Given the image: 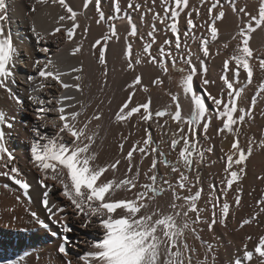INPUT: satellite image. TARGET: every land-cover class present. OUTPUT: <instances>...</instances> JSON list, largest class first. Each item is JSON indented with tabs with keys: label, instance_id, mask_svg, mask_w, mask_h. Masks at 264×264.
<instances>
[{
	"label": "snow or ice",
	"instance_id": "snow-or-ice-1",
	"mask_svg": "<svg viewBox=\"0 0 264 264\" xmlns=\"http://www.w3.org/2000/svg\"><path fill=\"white\" fill-rule=\"evenodd\" d=\"M109 3L111 10L106 13L102 0H82L79 8L68 0H34L29 28L36 50L44 56L28 54L32 72L20 80L18 66L23 60L11 30L13 0H0V92L19 108L25 100L29 103L33 123L27 125L31 133L28 164L37 178L35 183L27 178L9 146L18 121L4 108H0V177L18 186L26 200L28 222L60 239L57 251L63 264H264V233L246 234L241 247L222 258L214 228H227L234 209L241 207L247 162L254 149L264 150V131L260 139L244 133L245 127H251L258 101L264 103V78H260L250 105L245 104L254 74H264V56H257L250 46L253 34L264 31V0H257L254 11L239 0H199V7L191 6L190 0H127L126 7L122 0ZM50 6L61 11L54 27L41 30L32 17L39 8ZM202 8L206 10L203 17ZM227 9L237 19L231 36L236 43L222 61L219 91L213 93L210 89L216 81L208 78L207 62L230 47L228 42L213 50L220 34L218 22L226 17ZM90 10L95 11L98 26H107L91 44L102 68L98 97L109 87L106 51L110 41L121 39L117 22H123L125 70L135 71L144 62L155 65L176 85V91L166 93L167 104L154 107L151 95L135 101L138 90L148 92L138 74L125 85L128 94L115 111L113 98L108 97L99 99L88 113L93 99H85V89L91 84L84 83L83 62L65 67L47 44L61 34L72 45L69 55L80 54L89 32L80 17L91 19ZM130 13L138 14L139 25ZM141 26L147 31L142 32ZM136 41L141 42L138 51L134 50ZM152 83L162 86L164 80L158 76ZM104 107L112 125L132 130L127 135L117 133V157L101 162L97 144ZM136 133L142 135L133 139ZM217 138L222 170L206 183L204 169L210 166L215 150L212 141ZM226 141L227 149L223 147ZM162 144L168 146L167 151ZM257 179L264 180V176ZM33 191H38L35 199ZM57 194L66 203L54 199ZM253 208L238 222L239 229L264 216V190ZM69 209L81 220V227L95 230L90 239L72 240ZM70 244H83L85 250L71 257ZM4 264H23V258Z\"/></svg>",
	"mask_w": 264,
	"mask_h": 264
},
{
	"label": "bare ground",
	"instance_id": "bare-ground-1",
	"mask_svg": "<svg viewBox=\"0 0 264 264\" xmlns=\"http://www.w3.org/2000/svg\"><path fill=\"white\" fill-rule=\"evenodd\" d=\"M126 1L122 0V7L126 6ZM68 2H70V4L73 7L79 8L80 5H81L82 0H68ZM33 3H34V0H13L11 30H12L14 39L16 40L18 46L21 49V59L23 60V62L18 66V79H20V80H23L27 75L31 74V72H32V69L30 67V63L31 62L27 60V58H26L27 55L30 54L33 57H38V58H43V56H44L43 53H40L39 51L36 50L35 39L32 36V33L30 31V28H29L30 17H29L28 14L30 13L31 5ZM102 9L106 13L110 12L111 8H110L109 0H102ZM60 11L61 10L58 7H56V6H50V7H47V8H39V11L36 12L32 18L35 19L37 28H39L41 30H48V29L54 27L53 21L58 16ZM45 13H48V15H46ZM95 14L96 13H95L94 10H90V11L87 12V16L91 17V19H86L83 15L80 17L81 24H83L84 26L89 27V32H88L87 38L83 40V51L80 54H78L77 56L72 57V56L69 55V51H70L72 45L70 43L66 42L65 37L63 35H61V34H57L56 38H50L48 40V44H47V46L49 47L51 52L54 53L56 57H58V58H60L62 60V63L64 64L65 67H70V66H73V65H77L79 62L82 61L83 62V66H84V76H85L84 83L86 85L87 84H91V86H92V82L94 83L93 80H94L95 76L98 77L99 72H101V67L97 64L96 57L92 54L93 50L91 49V44L96 39L100 38V36L104 32H106V30H107V26L106 25H99L98 26L95 23ZM130 14L133 16L135 22L139 25L140 24L139 16H137L135 13H130ZM228 17L226 19L224 18V20H222L221 23H220V26L222 27V31H227L228 29L229 30L232 29V26H231V28H228L229 24L231 25V23L229 21H227V19L229 20V18H231V17H229V18ZM231 19H230V21H231ZM117 26H118V30H119L121 39L118 42L115 41V40L110 41L109 42V48L106 51V59H107L109 67H110L111 64L113 66L114 65L113 63H115V65H116L115 69L113 71V75L111 74L112 75L111 80H112V84H113V85L111 84L113 86V87L111 86V88L113 90V94H112L113 95V103H112V107L111 108H112L113 111H115L117 106L121 103V101H123V100H121V98L123 99L124 96L121 97V95L124 94V93L121 94V86L123 87V85H124L122 83L124 81L123 77L126 75L125 78H127L126 72L125 73L123 72L125 75L122 76V71L119 70V68H121V66L120 67L118 66V64L120 62V59H121V56H122V51L125 50V41L123 39L124 35L126 34V32H125V24L123 22H117ZM141 31L142 32L146 31L145 28L143 29V26H141ZM234 31L235 30H233V32ZM79 32H80V30H78V33ZM233 32H231V33H233ZM231 33L229 34V36L232 35ZM227 35H228V31H227ZM230 38H231V36H230ZM254 39H256V38H254ZM253 41H255V40H253ZM257 41H256V43H257ZM259 41L262 42V40H259ZM78 42H79V37H78ZM135 43H138V42H134V46L137 47ZM260 43L258 45H260ZM253 44H255V43H253ZM257 46L254 45L255 48ZM255 54H258V53H255ZM123 56H122V58H123L122 60H124ZM122 62L124 63V61H122ZM142 66H144V65H142ZM122 68L124 70L123 66H122ZM110 71H111V69H110ZM111 73H112V71H111ZM97 77H96V79H97ZM100 78H101V76L99 77V79ZM126 81H127V79H126ZM97 82L98 83H96V85L97 84L99 85V81H97ZM94 85L92 87H94ZM96 89H98V88H96ZM109 89H108V91H109ZM112 90H110V92ZM91 91H92L91 88L90 89H88V88L85 89V99H89V98L93 99L92 107H90L88 109V113L89 114H91V112L93 111V109L96 106V104H94V102L96 100L95 97H98L97 93L93 94ZM105 93H106V91H105ZM20 95L24 96L23 87H21V89H20ZM104 96L105 97L106 96H110V93H106V95H104ZM101 97L102 96H100L98 98H101ZM105 101H106V98H105ZM0 108H4V109L8 110L11 114H14L17 117L18 123L16 124V130H15V132L13 133V135H12V137L10 139V145L9 146L16 153V156H17L18 161H19V167L22 169V171L27 176V178L30 181H32L33 183H35L36 178H37V174L34 173L33 171H31V166L28 164V155H29V153H28V140L30 138L31 133H30V129L27 127V125L33 123V116H32V113H31V109H30L29 103L27 102V100H25L24 107L23 108H19L15 104H13L12 101L7 100L5 98V95L2 92H0ZM109 115L110 114L108 113V111H106V113L104 112V117H103V120L101 121L102 128L100 129V138L98 139V144H97V148H98V151H99V154H100L99 158H100L101 162L112 160V159L117 157V152H118V149H117L118 135H117V133L119 131H122V129L117 128V126L112 125L110 123ZM21 121H23L24 123H20ZM136 135H137V133L135 134V136ZM230 139L231 138H229V140ZM216 141H217V139H216ZM219 145H221V142H220ZM223 147L225 149H227L229 147V142L226 141L224 143ZM260 154H262V153H260ZM256 156H257V159H258V155H256ZM261 156H263V154ZM254 158H256V157H254ZM254 158H253V161H254ZM257 159L255 161H257ZM261 159L262 158H260V161H261ZM261 162L263 163V161H261ZM256 163H258V162H256ZM256 163H254V164L256 165ZM215 165H217V164H215ZM259 165H260V162H259ZM259 165H257V166H259ZM260 166L262 167V165H260ZM123 170H124L123 167H121V172H123ZM261 170H264L263 167H262ZM218 173H220V172H218ZM248 173L250 174V172H248ZM255 176H256L255 174L251 173L250 176H249V179L245 178L244 182H245L246 179H248V183H249V181H250V183L257 182L258 180H256ZM0 182H1V184L2 183L8 184L9 188H11L12 191H14L13 189H17V187H18L16 185H14L11 181H9L6 177H0ZM0 186L2 187V185H0ZM247 186H248V184H247ZM253 186H255V185H253ZM256 187H258V186L256 185ZM3 189H5V188H3ZM254 190H255V188H254ZM259 192L260 191H258V193ZM250 193H253V192H250ZM20 194H21V192H20ZM32 196H33L34 199L37 198L38 191H33L32 192ZM257 196L259 197V194ZM11 197H10V199H11ZM53 198L54 199H61L62 202L66 203L65 201L62 200V198L58 197V194L54 195ZM251 198H250V200H251ZM253 198H254V196H253ZM23 199L25 200L24 197H23ZM247 199H248V197H247ZM25 202H26V200H25ZM249 202H251V201H249ZM11 204H12V202H11ZM25 205L27 206V204L24 203V206ZM21 206H22L23 213H25V214L27 213L28 214V212L25 210L26 207L23 208V204ZM248 206H250V205H248ZM14 207H15V205H14ZM32 207L36 208L37 205L33 204ZM249 212H247V213H249ZM245 213H243V211L242 212L238 211L237 213H235L236 215L234 216V219L232 218L233 219L232 226H229L227 228H225V227L222 228L221 227V228H219V230L217 229V232H219V235L221 237V239L220 238L219 239L222 242H224V243H227V244L229 243L227 246H229V248H230L229 250H227L225 248L226 251L220 252V256L222 258H227V256L229 254L235 253L237 251V249H239L241 247L243 237L246 234H251L254 237H257V235L255 234L257 231L255 230L256 232L254 233L253 229H252L253 227L246 226L244 229H239L238 222L242 218H246ZM27 214H26V217H25L24 227H23V224H22V226L19 225V227L21 226L20 229H19V227H14V226L11 227L10 225L7 226L6 224L5 225H1V222H0V264H4V262L7 261V260H18V259H21V258H23V264H63V258L61 256V254H59L58 251H57V249H58L57 247L59 246V244L61 242L59 238L53 237L50 234H47V233L43 232L42 230H40L41 234H43L44 237L40 238V236L34 235V237L32 238V241L31 242H30V240L28 241V238H27L28 237V231L27 230L23 231L21 229V228H29V227L33 226V224L28 222L30 220V216L27 215ZM68 222H69V224L71 225V227L73 229V231L71 233H69V235L71 236L73 241H76L77 239H79V240L90 239L92 234L95 231L91 227H86V228L85 227H81V220L74 218V216L71 213L70 209L68 210ZM15 228L19 229V231H16ZM54 230H56L55 226H54ZM258 232H260V231H258ZM260 233H262V231ZM216 236L218 237L217 234H216ZM17 238H19V239L17 240ZM54 246H56V248H54ZM51 247L54 248L53 252L50 251ZM222 247H223V244H222ZM250 247H252L251 244H250ZM68 248H69V252H70V256L71 257H74L77 253L83 252L85 250V246L83 244H80L79 246H76L74 244H70V245H68ZM219 250H221V249H219ZM49 251L52 254L51 258L48 256L49 253H50ZM37 258L40 259V260L38 261Z\"/></svg>",
	"mask_w": 264,
	"mask_h": 264
},
{
	"label": "rangeland",
	"instance_id": "rangeland-1",
	"mask_svg": "<svg viewBox=\"0 0 264 264\" xmlns=\"http://www.w3.org/2000/svg\"><path fill=\"white\" fill-rule=\"evenodd\" d=\"M126 1V0H125ZM127 2V1H126ZM239 3L240 4H244V3H247L248 5H249V10L250 11H254L255 10V6H256V4H257V0H239ZM190 4H191V6H193V7H199V0H190ZM125 6V5H124ZM126 7V6H125ZM206 10L205 9H201V13H202V17H203V14H204V12H205ZM137 16H138V14L137 13H135ZM226 16L228 17H231V18H229V20L227 19V21H229L230 23H231V25L229 24V27L228 28H231V26H232V29H228L227 31H228V35H227V31H222V27L220 26V23H221V21H219L218 22V28H219V39H218V42H217V44H215V45H213V50H215V48L216 47H218L219 45H222L223 43H228V42H230V47H229V49L227 50V51H225L224 52V55L222 56L221 55V57L220 56H218V57H216L215 59H210V60H208V69H209V71H208V78L209 79H211V80H214V81H216V84L214 85V86H211V91L213 92V93H216V92H218L219 91V85H220V80H219V77H220V75H221V69H222V61H223V59L225 58V56L227 55V54H229L230 52H231V50H232V47H234V45H235V41H231V38H230V36H232L233 34H234V32L236 31V23H237V19H236V17L232 14V12L230 11V9H227L226 10ZM226 17V18H227ZM95 18H96V14H95ZM225 18V19H226ZM234 18V19H233ZM149 19H150V17H149ZM230 19H231V21H230ZM224 20V19H223ZM235 25H234V24ZM233 24V25H232ZM145 27H143V29H144ZM145 30L147 31V29L145 28ZM233 30H235L234 32H233ZM143 31V30H142ZM231 32H233V33H231ZM261 32V30H257V32H255L254 34H253V37H252V39H251V41H250V46L254 49V52L255 53H258V54H256L257 56H264V32L262 33H260ZM225 35H224V34ZM232 34V35H230L229 36V34ZM262 35V36H261ZM259 36V37H258ZM254 38H256V39H254ZM259 38V39H258ZM262 38V39H261ZM159 39L162 41L163 39H164V37H163V35H160L159 36ZM253 40H255V41H253ZM258 40V41H257ZM259 40H262V42L261 41H259ZM256 41H257V43H256ZM136 42H138V43H135L136 44V46L137 47H135L134 46V48L136 49H138V50H140V48H141V42H139V41H136ZM255 43V44H253V43ZM261 42V43H260ZM260 43V45H258ZM253 44V45H252ZM258 46H257V45ZM263 44V45H262ZM254 45L255 46H257L256 48L254 47ZM139 46V47H138ZM134 49V50H135ZM135 50V51H138V50ZM193 50L195 51L196 50V48H195V45H193ZM124 51L125 50H123L122 51V56L124 55ZM260 53H259V52ZM122 56H121V59H120V62H119V64H118V66L120 67L121 66V68H119V70L120 71H122V76H124L125 74V72H126V74H127V78H125L126 77V75L123 77V87L121 86V94L122 93H124V94H122L121 95V97L122 96H124L123 97V99L121 98V100H124L125 98H126V96H127V92L126 91H124V87H125V85L127 84V83H129V82H131V80L135 77V75H141V77H142V83H143V85H145V86H147L148 87V92L147 93H145V92H143L142 90H138L137 92H136V95H135V97H134V99H135V101H137V102H142V101H144L149 95H151V98H152V101H153V106L154 107H160V106H163V105H165V104H167L168 102H169V97L166 95V93H167V91L169 90V89H171L173 92L174 91H176V85H175V82L174 81H169V79L167 78V77H165V76H163V74L159 71V69L155 66V65H153V64H151V63H148V62H144L143 64H140V65H137L136 66V68H135V71H126L125 69H126V61H125V59L124 60H122L123 58H122ZM124 57V56H123ZM222 59V60H221ZM122 61H124V63L122 62ZM219 62V63H218ZM122 63V64H121ZM254 63H255V61H254ZM114 65L112 66V64L110 65V67H109V69H111V71H112V73H111V71H109V75L110 76H108V80L110 81L109 82V87L105 90L106 91V93H110V96H104V95H106V93L104 92V94L103 95H100V96H102L101 98H97V97H95L96 98V100H95V102H94V104H97L98 102H99V99H107V97H111L112 96V98H113V90H112V88H111V86L113 85L112 84V80H111V77H112V75H113V71H114V69H115V63H113ZM142 65H144V66H142ZM122 66L124 67V70H123V68H122ZM146 69H145V68ZM151 67V68H150ZM150 68V69H149ZM141 71V72H140ZM101 72H102V68H101ZM101 72H99V74L101 73ZM124 72V73H123ZM146 75H145V74ZM98 74V77L97 76H95V78H94V83L92 82V86L94 85V87H92L91 86V89H92V93L94 94V93H97V95H98V92H97V90L98 89H96V88H98L99 87V85L97 86L96 85V83H98L97 81H99L100 82V79H99V77H100V75ZM112 74V75H111ZM135 74V75H134ZM155 74V75H154ZM258 77H257V76ZM158 76H160L163 80H164V84L162 85V86H156V85H153V83H152V81L156 78V77H158ZM173 76L175 77V78H178V74H175V73H173ZM96 77H97V79H96ZM145 77V78H144ZM144 78V79H143ZM260 78H264V74H262V73H260L259 71H257L255 74H254V84L252 85V86H250L247 90H246V93H245V97H246V99H245V104L246 105H250V98H251V96L252 95H254V89H255V82L256 81H258ZM99 79V80H98ZM126 79H127V81H126ZM97 80V81H96ZM126 81V82H125ZM112 84V85H111ZM113 87V86H112ZM110 88V89H109ZM197 88H199V82H197ZM108 89H109V91H108ZM110 90H112L111 92H110ZM250 93V94H249ZM109 95V94H108ZM99 96V97H100ZM104 96V97H103ZM111 107H112V105H111ZM106 111H108V108L107 107H104V112L106 113ZM108 113H109V111H108ZM262 113H264V103H262V102H260V101H258V104H257V107L255 108V110H254V120L252 121V123H251V127L250 128H248V127H245L244 128V133H246L248 136H255L257 139H260L261 138V132L262 131H264V115H262ZM132 130V129H131ZM122 131L127 135V133L130 131V128H123L122 129ZM134 131V130H133ZM154 131V135H156L157 136V139H159V134H157V133H155V130H153ZM210 134H213V129L212 128H210ZM212 132V133H211ZM140 135H142V133H137V135L135 136H133V139H135V138H137V137H139ZM220 139H218L217 138V141H216V139H214L213 141H212V143H214L215 144V150H214V153L213 154H210V159H209V164H210V166H209V168L208 167H206L205 169H204V173H205V180H206V183H207V180L208 179H211L212 177H214V176H216V174H218V172H221V170H222V163H221V161H220V157L222 156V153H221V151H220V149H221V145H219L220 144ZM241 142L242 143H244L245 142V136L244 135H242L241 136ZM206 143V145H207V143L208 142H205ZM219 143V144H218ZM161 147L165 150V151H167L168 150V146L166 145V144H162L161 145ZM260 153H262L263 154V156H261L262 154H260ZM260 154V155H259ZM216 155V156H215ZM256 155H258V159H257V156ZM213 156V157H212ZM260 156V157H259ZM212 157V158H211ZM254 157H256V158H254ZM173 157L170 155L169 156V159H172ZM253 158H254V161L257 159V161H253ZM260 158H262L261 159V161H263V163L260 161ZM211 161H217L215 164H217V165H215V164H211ZM252 161V162H251ZM256 163V162H258V163H256V165L254 164V163ZM259 162H260V165H262V167H263V169H264V150H261V149H259V148H256V149H254V152H253V155L250 157V159H249V162H247V164H248V167H247V176H246V178H248L249 179V176H250V174L252 173V174H255L256 176V180H258L257 182H253V183H250V181H249V183L251 184H249L248 183V179H246L245 180V182L243 183V187H244V192H245V194H244V196H243V198H242V205H241V207L245 210H243L241 207L239 208V209H234V212L235 213H237L238 211L240 212H242L243 211V213H245L246 211L247 212H249V213H245V215H246V217L249 215V214H251V212H253V210H254V208H253V206L255 205V202H256V198H258V194H259V196L261 195V191L262 190H264V180H260V179H257V177H259V176H264V170H261L262 169V167L259 165ZM146 163V165H147V161L145 162ZM219 163V164H218ZM257 165H259V166H257ZM219 167V168H218ZM261 167V168H260ZM208 169V170H207ZM218 169V170H217ZM220 169V170H219ZM206 170V171H205ZM161 171H163V169H161ZM254 171V172H253ZM260 171V172H259ZM248 172H250V174L248 173ZM258 172V173H257ZM262 172V173H261ZM209 174H211V176H209ZM249 174V175H248ZM262 181V182H261ZM246 183V184H245ZM255 183V184H254ZM262 183V184H261ZM4 184V185H3ZM5 184L6 183H2L1 184V182H0V185H2V187L0 186V222H1V225H10L11 227H19V225H21L22 226V224H23V227H24V224H25V217H26V214L25 213H23V211H22V204H23V208H25V207H27L26 205L24 206V203L26 204V202H25V200L23 199V196L20 194V191H18L17 189H13L14 191H12V189L11 188H9V187H5ZM247 184H248V186H247ZM255 185V186H253V185ZM256 185L258 186V187H256ZM246 187V188H245ZM249 187V188H248ZM255 188V190H254V188ZM3 188H5V189H3ZM260 188V189H259ZM2 189V190H1ZM250 189V190H249ZM257 190V191H256ZM4 191V192H3ZM16 191V192H15ZM258 191H260L259 193H258ZM250 192H253V193H251L252 195H249L248 196V193H250ZM257 192V193H256ZM247 193V194H246ZM11 194V195H10ZM256 194V195H255ZM9 196V197H8ZM12 196V197H11ZM17 196H20L21 198H20V202L17 200ZM253 196H254V198H253ZM10 197H11V199H10ZM247 197H248V199H247ZM251 198V200H250V198ZM13 198V199H12ZM247 200H246V199ZM15 199V200H14ZM253 200V201H252ZM248 201V202H247ZM249 201H251V202H249ZM255 201V202H254ZM11 202H12V204H11ZM15 202V203H14ZM18 202V203H17ZM24 202V203H23ZM14 205H15V207H14ZM20 205V206H19ZM248 205H250V206H248ZM247 206V207H246ZM20 207V208H19ZM250 207V208H249ZM26 209V208H25ZM249 209V210H248ZM21 210V211H20ZM25 214V215H24ZM27 215H29V214H27ZM236 215V214H235ZM18 217V218H17ZM263 218V219H262ZM20 219V220H19ZM233 219H234V217H233ZM233 219L231 218V219H229V221H228V226L227 227H229V226H232V224H233ZM260 220H259V222L258 223H253V224H251V225H249L250 227H253L252 229H253V232L255 233L256 231V235L257 236H259L260 234H262V233H264V216H262L261 218H259ZM231 221V222H230ZM256 225V226H255ZM259 225V226H258ZM20 226V227H21ZM20 227H19V229H20ZM33 227V228H32ZM216 229H215V233L218 235V241H219V245H220V247L221 248H219V249H221V250H219V252H223V251H226L225 250V248L227 249V250H229L230 248H229V246H227L228 244L227 243H224V242H222L220 239H221V237H220V235H219V232H217V229L219 230V228H221L222 226H219V225H216V226H214ZM263 227V228H262ZM223 228V227H222ZM255 228V229H254ZM262 228V229H261ZM16 229V228H15ZM19 229H16V231H19ZM23 231H28V241L30 240V242L32 241V238L34 237V235H38V236H40V238L41 237H44L43 236V234H41V231L37 228V227H35L34 225L33 226H31V227H29V228H21ZM29 229V230H28ZM14 230V229H13ZM256 230V231H255ZM258 231H262V233H260V232H258ZM36 232V233H35ZM259 233V234H258ZM215 234V235H216ZM217 237V236H216ZM30 238V239H29ZM205 238L207 239V238H209L208 237V234L207 233H205ZM220 238V239H219ZM19 238H17V240H18ZM20 242V241H19ZM191 242V241H190ZM222 244H223V247H222ZM226 245V246H225ZM228 247V248H227ZM54 248H56V246H54ZM54 248L53 247H51V249H50V251H52L53 252V250H54ZM58 248V247H57ZM49 251V252H50ZM52 254H51V252L49 253V257L51 258L52 256H51ZM38 259V258H37ZM53 259V258H52ZM40 259H38V261H39Z\"/></svg>",
	"mask_w": 264,
	"mask_h": 264
}]
</instances>
